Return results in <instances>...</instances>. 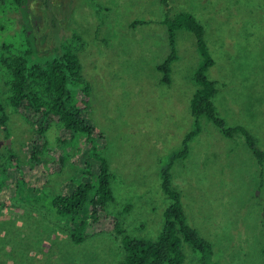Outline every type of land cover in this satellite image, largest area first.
Listing matches in <instances>:
<instances>
[{"label": "rangeland", "instance_id": "rangeland-1", "mask_svg": "<svg viewBox=\"0 0 264 264\" xmlns=\"http://www.w3.org/2000/svg\"><path fill=\"white\" fill-rule=\"evenodd\" d=\"M26 17L0 0V58L21 54L28 63H43L63 46L78 56L90 89L85 115L104 135L99 146L111 172L113 200L102 213L133 237L155 238L169 199L160 186L159 169L181 146L192 128L190 103L196 89L199 55L192 32L176 30V59L170 82L156 69L169 53L162 20L192 14L203 25L214 60L206 72L216 82L213 103L228 126L242 125L264 150V0H26ZM53 17L54 21L51 19ZM29 23L31 44L22 31ZM134 21H139L133 24ZM73 35L78 39L74 40ZM9 74L0 62V99L6 128L0 126V264L19 252L39 264H121V234L88 231L80 244L55 214L24 199L37 189L48 195L68 192L81 176L88 145L84 137L65 151L58 145L62 126L51 122L40 161L29 160L34 132L24 113L7 102ZM83 106V105H82ZM16 155L7 163V154ZM93 172L97 162L91 161ZM18 166V167H17ZM172 184L181 194L187 222L213 245L207 264H264V168L243 137L222 135L200 118V131L189 153L176 160ZM23 175L26 187L15 191ZM182 264H200L189 244L182 243ZM10 253L11 259L3 254ZM30 264V263H28Z\"/></svg>", "mask_w": 264, "mask_h": 264}, {"label": "trees", "instance_id": "trees-1", "mask_svg": "<svg viewBox=\"0 0 264 264\" xmlns=\"http://www.w3.org/2000/svg\"><path fill=\"white\" fill-rule=\"evenodd\" d=\"M161 1L167 4V0ZM11 2L25 18L26 0H11ZM45 2L48 4L49 0ZM51 19L54 21L53 17ZM138 22L134 21L133 24L136 25ZM162 24L166 27L169 45V53L156 65V69L162 74V82H170L171 64L177 57L176 30L184 29L192 32L200 61L194 72L197 87L190 103L192 128L184 135L180 148L173 151L159 169L160 186L169 199V204L163 211V220L157 236L155 238L130 236L114 219L106 223V218L102 215L106 204L114 198L110 185L111 172L99 147L105 139L103 133L98 131L84 114L83 109L87 108L84 106L85 101L76 98V90L86 97L90 86L82 76L78 56L68 46H63L59 54L43 63H28L23 55L17 53L6 54L0 58L1 64L9 74L7 102L15 110L24 113V118L31 124L34 132L33 140L28 146L29 160L33 165H37L40 155L47 148L46 128L51 122L62 126V135L57 139L62 151L76 145L80 137H84V142L88 145L83 172L68 192L48 195L42 194L44 193L42 189H37V195H26L24 199L33 201L50 214H55L60 222H66L70 227L68 237L75 245L85 240L89 230L92 232L113 230L121 234L124 251L121 264H182L184 260L182 243L189 244L191 249L200 255V264H207L213 254V245L187 222L181 194L172 184L173 163L187 157L189 144L200 131L202 117L212 122L226 137L231 138L240 134L262 168H264V150L257 146L255 137L244 126H228L225 119L215 110L213 96L217 93L216 82L206 75L214 60L204 38L203 25L192 14L186 12L178 13L174 17H165ZM28 30L29 23L25 19L22 33L27 41L30 39ZM73 37L74 40L78 39L77 35ZM28 43L31 44V40ZM6 119L4 104L0 99V126L5 131ZM6 157L7 163L16 159V155L11 151H8ZM92 160L97 162L96 172H93ZM7 166L0 173V190L6 185ZM15 183V191L22 193L26 187L23 175L19 176ZM261 254L264 261V235ZM3 255L11 259L10 253ZM30 257L19 252L15 261L10 264H39Z\"/></svg>", "mask_w": 264, "mask_h": 264}]
</instances>
